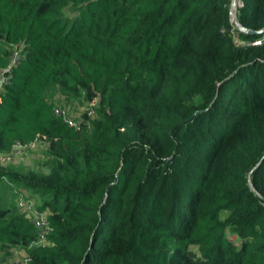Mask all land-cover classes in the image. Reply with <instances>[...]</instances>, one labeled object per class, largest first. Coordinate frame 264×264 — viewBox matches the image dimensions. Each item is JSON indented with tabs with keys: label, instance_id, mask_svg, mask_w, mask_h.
<instances>
[{
	"label": "trees",
	"instance_id": "16d2710c",
	"mask_svg": "<svg viewBox=\"0 0 264 264\" xmlns=\"http://www.w3.org/2000/svg\"><path fill=\"white\" fill-rule=\"evenodd\" d=\"M238 2L253 34L230 0H0V72L25 53L0 154L45 138L43 165L0 166V264H264V0ZM32 210L53 232L29 248Z\"/></svg>",
	"mask_w": 264,
	"mask_h": 264
},
{
	"label": "built area",
	"instance_id": "2783aa9c",
	"mask_svg": "<svg viewBox=\"0 0 264 264\" xmlns=\"http://www.w3.org/2000/svg\"><path fill=\"white\" fill-rule=\"evenodd\" d=\"M238 38V37H237ZM235 37V44L240 45L238 39ZM264 39L256 40L251 42L252 46H260L263 43ZM246 45V44H242ZM7 67L0 72V90L3 89L4 86L8 85L12 81L13 71L18 68L25 58V53L22 50L21 45H14L11 48H7ZM97 107V101H90L83 109V112L90 119L95 116V109ZM53 114L55 117L60 118L64 123H66L69 127L74 128L75 130L80 129V121L77 119H73L69 116L66 108L62 106H57L53 110ZM82 123V121H81ZM45 138L44 137H35L31 142L26 145L16 141L12 145V149L7 154H0V166L7 165L12 162L23 152V151H35L41 145H43ZM5 186L10 187L13 192L17 196V205L21 209H31V205L26 201L25 191L22 189H17L13 183H11L7 178L2 179ZM32 222L36 232V239L30 243L29 248L35 246H44L48 237L52 234L53 228L48 221L47 213L39 212L32 210ZM18 264H30L29 257H24Z\"/></svg>",
	"mask_w": 264,
	"mask_h": 264
},
{
	"label": "rangeland",
	"instance_id": "374dc122",
	"mask_svg": "<svg viewBox=\"0 0 264 264\" xmlns=\"http://www.w3.org/2000/svg\"><path fill=\"white\" fill-rule=\"evenodd\" d=\"M238 1V0H237ZM240 4H239V2L237 3V8L238 7H240L239 6ZM236 8V9H237ZM54 93H50L49 94V96H48V98L49 99H53L54 101H56V102H59V103H61V104H59V106H62V107H64L65 108V106H63L64 104H66L65 102H63V101H61L60 99H59V94L56 92V91H53ZM67 105H69V107L72 109V110H78V108H76L77 106L76 105H74L73 103H67ZM70 108H66V110L68 111V113L71 111V109ZM81 110H82V107H81ZM41 152H42V149H40V147L38 148V149H36L35 151H30V152H23L21 155H20V157H19V159L22 157V158H25V159H27V160H29V161H31V165L29 166V167H27V168H30V167H38V166H40V165H43V163H44V155H43V153L41 154ZM16 168H17V166L16 165H14ZM19 168H23V167H21V166H19ZM14 194V193H13ZM12 197V196H11ZM12 199H15L16 200V196L14 195V198L12 197ZM31 202H32V204H33V206H35V205H37V203H39V200H38V198L37 197H32L31 198ZM16 258H17V262L19 263L23 258L21 257V256H16Z\"/></svg>",
	"mask_w": 264,
	"mask_h": 264
},
{
	"label": "water",
	"instance_id": "95a60500",
	"mask_svg": "<svg viewBox=\"0 0 264 264\" xmlns=\"http://www.w3.org/2000/svg\"><path fill=\"white\" fill-rule=\"evenodd\" d=\"M237 3H238L237 0H230V6H229L230 21L232 23H234L235 26H237L242 32L253 34L254 31L246 30L245 28L241 27V25L238 23L237 16H236V14H237V9H236ZM263 32H264V28L261 31H259L258 33H263Z\"/></svg>",
	"mask_w": 264,
	"mask_h": 264
},
{
	"label": "crops",
	"instance_id": "0c3cea01",
	"mask_svg": "<svg viewBox=\"0 0 264 264\" xmlns=\"http://www.w3.org/2000/svg\"><path fill=\"white\" fill-rule=\"evenodd\" d=\"M40 149H42V152H41V154L42 153H44V147L41 145V147H40ZM23 152H29V151H23ZM22 152V153H23ZM21 153V154H22ZM20 154V155H21ZM20 155L14 160V162H12V163H10V164H7V165H16L18 168H19V166H21V167H23L22 169H26L27 167H29L30 165H31V161H29V160H27V159H25V158H20L19 159V157H20ZM2 166V165H1ZM32 166V165H31ZM15 187L17 188V189H22V188H20V187H17L16 185H15ZM10 188V187H9ZM22 190H24V189H22ZM25 191V190H24ZM29 195V194H28ZM27 197V193H26V191H25V198ZM17 200V199H16ZM30 204H32V202L30 201ZM20 254V252H18L17 254H16V256H18ZM15 262H17V261H15Z\"/></svg>",
	"mask_w": 264,
	"mask_h": 264
}]
</instances>
